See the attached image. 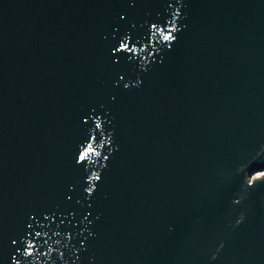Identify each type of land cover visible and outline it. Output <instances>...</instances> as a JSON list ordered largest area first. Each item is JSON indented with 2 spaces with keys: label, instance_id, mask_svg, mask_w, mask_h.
<instances>
[{
  "label": "water",
  "instance_id": "95a60500",
  "mask_svg": "<svg viewBox=\"0 0 264 264\" xmlns=\"http://www.w3.org/2000/svg\"><path fill=\"white\" fill-rule=\"evenodd\" d=\"M258 169L264 0H0V264H264Z\"/></svg>",
  "mask_w": 264,
  "mask_h": 264
},
{
  "label": "bare ground",
  "instance_id": "6f19581e",
  "mask_svg": "<svg viewBox=\"0 0 264 264\" xmlns=\"http://www.w3.org/2000/svg\"><path fill=\"white\" fill-rule=\"evenodd\" d=\"M253 174L254 175H252L251 178L248 180V185H251L254 180L264 176V169L263 170L262 169L255 170Z\"/></svg>",
  "mask_w": 264,
  "mask_h": 264
},
{
  "label": "clouds",
  "instance_id": "9594fccd",
  "mask_svg": "<svg viewBox=\"0 0 264 264\" xmlns=\"http://www.w3.org/2000/svg\"><path fill=\"white\" fill-rule=\"evenodd\" d=\"M240 201L239 200H236L234 203H239ZM241 219H242V217H241Z\"/></svg>",
  "mask_w": 264,
  "mask_h": 264
},
{
  "label": "rangeland",
  "instance_id": "374dc122",
  "mask_svg": "<svg viewBox=\"0 0 264 264\" xmlns=\"http://www.w3.org/2000/svg\"><path fill=\"white\" fill-rule=\"evenodd\" d=\"M252 175H254V174L252 173V174L248 177V179H250Z\"/></svg>",
  "mask_w": 264,
  "mask_h": 264
}]
</instances>
